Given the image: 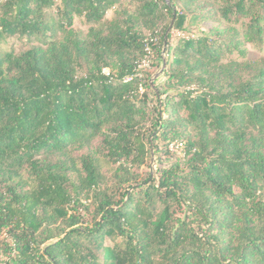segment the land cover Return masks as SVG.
Instances as JSON below:
<instances>
[{
    "label": "trees",
    "instance_id": "1",
    "mask_svg": "<svg viewBox=\"0 0 264 264\" xmlns=\"http://www.w3.org/2000/svg\"><path fill=\"white\" fill-rule=\"evenodd\" d=\"M56 1L0 9V43L63 34L0 50V264H264V60H227L263 42L264 0H132L87 34L74 17L121 0L45 19ZM189 13L228 27L169 47L168 86L140 95L146 35Z\"/></svg>",
    "mask_w": 264,
    "mask_h": 264
},
{
    "label": "rangeland",
    "instance_id": "2",
    "mask_svg": "<svg viewBox=\"0 0 264 264\" xmlns=\"http://www.w3.org/2000/svg\"><path fill=\"white\" fill-rule=\"evenodd\" d=\"M7 0H0V9L2 11L3 7L5 6ZM3 6V7H2ZM60 7H61V0H57L55 5L50 9L43 10V15L45 19H51L52 21L58 22V18H60ZM134 5L132 3V0H121L120 3L116 5V7H113L107 12L105 20H103L100 23H89L86 18L75 16L74 17V23L73 27L77 32H81L83 34H87L90 30V28L97 27L102 28L103 25H108L106 23L112 22L115 18H118L117 12H119L121 9L128 10L133 9ZM180 10V8H178ZM59 14V15H58ZM155 35L154 34H147L146 39L144 40L145 45V54L144 57L140 59L138 68H137V74L139 75L138 78H143L142 84H141V90L140 95L149 92L148 89H146L144 83L147 81L153 85V87L158 86V88H164V85H167V81L169 80L168 73L172 69L171 66L168 64L167 60H172L173 56L168 55L167 49L170 47L176 46V44L179 42L181 38H188V37H200L204 34H208L211 32H214L216 30L223 31V29L228 27V24L226 23H216L215 21L211 19H196L193 18V14L189 13L188 20L185 24L184 29H179L175 27V21L173 23V20L168 17L166 21H160L157 23ZM172 25V26H171ZM240 23L235 24V27L239 28ZM171 26L170 32V41L169 45L161 47V50H155L153 47V44L159 45V40L162 36V33L164 32L165 27ZM61 31H58L57 34L52 35L51 32L46 33V36H43L41 34L32 35L30 37L22 36V35H14L9 36L5 40H3L0 43V50L2 51H10L13 50L16 53H21L31 47L37 46V45H45L46 42L58 40L62 37ZM159 58L163 59V62L159 61ZM227 60H234V61H261L264 60V40L262 43H248L245 45V47L242 48L241 51L235 52L230 55V57L227 58ZM166 62V63H165ZM171 62V61H170ZM106 72H110V69L105 68ZM194 92H197L196 85H192L189 87ZM165 94L162 96V99H165ZM149 107L152 108L153 105H156L155 100H150L148 103ZM167 115H165L166 117ZM99 144V140H96L91 149L96 147ZM162 145V144H160ZM170 150L174 153H176L178 156H182L183 153V146L177 145L176 143H173L170 145ZM87 151L84 150L82 152H79L78 155L84 154ZM158 155V154H157ZM156 161V159H154ZM159 167V164L157 162H154L153 169L156 170ZM5 238V235H3L2 239ZM109 243V241H108Z\"/></svg>",
    "mask_w": 264,
    "mask_h": 264
},
{
    "label": "built area",
    "instance_id": "3",
    "mask_svg": "<svg viewBox=\"0 0 264 264\" xmlns=\"http://www.w3.org/2000/svg\"><path fill=\"white\" fill-rule=\"evenodd\" d=\"M136 76H139L138 74H136ZM130 79H132V78H127V80H130Z\"/></svg>",
    "mask_w": 264,
    "mask_h": 264
},
{
    "label": "water",
    "instance_id": "4",
    "mask_svg": "<svg viewBox=\"0 0 264 264\" xmlns=\"http://www.w3.org/2000/svg\"><path fill=\"white\" fill-rule=\"evenodd\" d=\"M171 29H172V28H170L168 32H170ZM165 63H166V62H165Z\"/></svg>",
    "mask_w": 264,
    "mask_h": 264
}]
</instances>
